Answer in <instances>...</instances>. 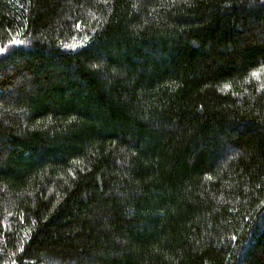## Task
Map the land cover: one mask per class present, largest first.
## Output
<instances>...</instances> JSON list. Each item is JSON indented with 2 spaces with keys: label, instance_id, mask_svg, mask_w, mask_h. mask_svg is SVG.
Here are the masks:
<instances>
[{
  "label": "trees",
  "instance_id": "obj_1",
  "mask_svg": "<svg viewBox=\"0 0 264 264\" xmlns=\"http://www.w3.org/2000/svg\"><path fill=\"white\" fill-rule=\"evenodd\" d=\"M0 47V264H264V0H0Z\"/></svg>",
  "mask_w": 264,
  "mask_h": 264
},
{
  "label": "snow or ice",
  "instance_id": "obj_2",
  "mask_svg": "<svg viewBox=\"0 0 264 264\" xmlns=\"http://www.w3.org/2000/svg\"><path fill=\"white\" fill-rule=\"evenodd\" d=\"M11 43H20V41H16V40H13L11 41ZM5 52V49L3 47H0V53H4Z\"/></svg>",
  "mask_w": 264,
  "mask_h": 264
}]
</instances>
